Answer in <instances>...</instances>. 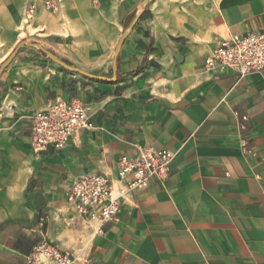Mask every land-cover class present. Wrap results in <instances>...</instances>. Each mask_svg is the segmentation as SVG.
<instances>
[{"label": "crops", "instance_id": "obj_1", "mask_svg": "<svg viewBox=\"0 0 264 264\" xmlns=\"http://www.w3.org/2000/svg\"><path fill=\"white\" fill-rule=\"evenodd\" d=\"M0 0V264L47 238L74 264H264V70L207 68L233 33L264 32V0ZM35 6V13L29 9ZM77 100L93 127L63 148L31 147L33 118ZM175 153L170 175L123 201L117 221L81 218L67 194L85 173L116 177L122 155ZM44 218V221H42Z\"/></svg>", "mask_w": 264, "mask_h": 264}, {"label": "built area", "instance_id": "obj_2", "mask_svg": "<svg viewBox=\"0 0 264 264\" xmlns=\"http://www.w3.org/2000/svg\"><path fill=\"white\" fill-rule=\"evenodd\" d=\"M44 7L58 11L62 0H44ZM35 13V6L29 9ZM207 68L231 69L241 74L264 70V32L233 33L220 41L206 58ZM93 127L90 115L77 100L57 98L39 110L33 118L31 147L36 154L63 148L73 135ZM175 153L153 146L142 147L134 156L122 155L116 177L103 173H85L72 184L68 203L86 221L98 223V232L107 222L117 221L124 199L145 189L152 177L166 179ZM44 221V218H42ZM73 251L61 248L45 238L27 256L25 264H74Z\"/></svg>", "mask_w": 264, "mask_h": 264}, {"label": "water", "instance_id": "obj_3", "mask_svg": "<svg viewBox=\"0 0 264 264\" xmlns=\"http://www.w3.org/2000/svg\"><path fill=\"white\" fill-rule=\"evenodd\" d=\"M149 0H143L141 3L140 8H138L136 10V12L134 13L131 21L127 24L125 30L123 31L120 40L118 42V45L116 47L115 50V59H114V68L116 69V65H117V57L120 53L121 47L123 42L125 41V39L127 38V36L129 35V33L131 32V30L133 29L134 25L137 23V21L139 20V18L142 16L144 10L146 9V6L148 4ZM26 46H36L38 49H40V51L44 52L50 59L54 60L55 62H57L59 65H61L64 68H67L73 72L76 73H81L84 75H89V76H95L91 73H88L78 67H74L70 64H68L66 61H64L63 59H61L59 56H57L55 53H53L52 51L48 50L47 48H45L44 46L38 44V43H33L28 39H24L22 41H20L18 43V45L16 46V48L11 52V54L1 63L0 65V76L3 72V70L11 63V61L13 60V58L17 55L18 51Z\"/></svg>", "mask_w": 264, "mask_h": 264}]
</instances>
